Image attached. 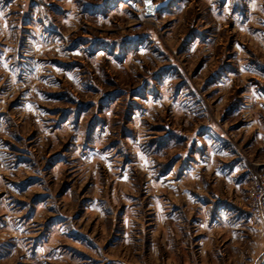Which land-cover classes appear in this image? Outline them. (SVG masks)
Here are the masks:
<instances>
[{"label": "rangeland", "instance_id": "obj_1", "mask_svg": "<svg viewBox=\"0 0 264 264\" xmlns=\"http://www.w3.org/2000/svg\"><path fill=\"white\" fill-rule=\"evenodd\" d=\"M75 1L62 16L52 0H0V264H264V221L250 212L264 135L246 149L233 128L246 75L202 88L196 54L181 50L197 0L157 19L142 0ZM187 92L201 105H182ZM213 118L215 145L245 162L247 233L198 216L200 195L228 192L229 171L214 170L225 154L196 133Z\"/></svg>", "mask_w": 264, "mask_h": 264}, {"label": "crops", "instance_id": "obj_2", "mask_svg": "<svg viewBox=\"0 0 264 264\" xmlns=\"http://www.w3.org/2000/svg\"><path fill=\"white\" fill-rule=\"evenodd\" d=\"M55 1L52 0L53 12L58 13L57 15L64 16L65 10L71 12L75 10V0H61V3ZM191 4V0H171L167 7L154 15L155 17H146L145 14L144 16L157 19L158 14L168 13L174 6L180 7L183 13L190 9ZM196 5V17H193L192 24H189L191 29L182 35L181 50L187 58L196 54L197 64L193 72L197 78L202 76L205 78L207 75L205 84L203 81L201 85L202 88H214L220 93L223 89H231L238 75H246L240 88L236 87L240 92L229 105V114L243 118L242 123L233 128L236 133L244 132L249 135L250 139L245 143L247 146L245 148L250 149L257 143L252 141V138L263 139L264 135V0H197ZM75 12L74 16L78 18ZM65 16H68V12ZM238 27L244 29V46L240 45L242 39L235 33ZM150 35L152 38L155 36L153 33H149V37ZM140 42L142 41L139 37L129 43L136 45L139 43L140 46ZM187 63L189 64V61ZM186 87L189 88L187 81ZM215 101L218 105L226 99L218 97ZM195 102L189 97L188 92L182 99V105L186 107L194 104L198 107L202 103L198 98ZM217 121V118H213L208 125L197 129L196 133L204 139L203 142L208 149L214 153L225 154L221 159V162L225 161V168L215 167L214 170H222V173L217 172L221 176L229 171L228 176L223 178L228 192L225 194L214 189L209 194L200 195L197 200L202 203V214L198 216L207 222L211 219L208 227L216 228L222 223L225 225L229 223L228 225H232L229 226L232 232L247 233V229L250 230L252 225V219H247L248 204L245 191H242L245 190L247 182L242 178V174L236 175L238 172L239 174L246 172L245 162L237 148L231 144L230 147L223 149L215 145V141L224 136ZM243 223L244 226H241ZM246 260L252 261V257H246Z\"/></svg>", "mask_w": 264, "mask_h": 264}, {"label": "built area", "instance_id": "obj_3", "mask_svg": "<svg viewBox=\"0 0 264 264\" xmlns=\"http://www.w3.org/2000/svg\"><path fill=\"white\" fill-rule=\"evenodd\" d=\"M143 19L132 23L134 30H139L143 26ZM252 184L250 192V212L264 221V160L251 164Z\"/></svg>", "mask_w": 264, "mask_h": 264}, {"label": "water", "instance_id": "obj_4", "mask_svg": "<svg viewBox=\"0 0 264 264\" xmlns=\"http://www.w3.org/2000/svg\"><path fill=\"white\" fill-rule=\"evenodd\" d=\"M171 0H142L144 5V14L146 17H153L156 13L168 6Z\"/></svg>", "mask_w": 264, "mask_h": 264}]
</instances>
